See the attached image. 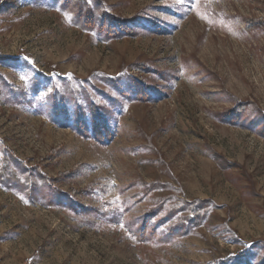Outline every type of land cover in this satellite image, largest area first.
I'll list each match as a JSON object with an SVG mask.
<instances>
[{
    "label": "rangeland",
    "instance_id": "374dc122",
    "mask_svg": "<svg viewBox=\"0 0 264 264\" xmlns=\"http://www.w3.org/2000/svg\"><path fill=\"white\" fill-rule=\"evenodd\" d=\"M224 262L264 264V0H0V264Z\"/></svg>",
    "mask_w": 264,
    "mask_h": 264
},
{
    "label": "trees",
    "instance_id": "16d2710c",
    "mask_svg": "<svg viewBox=\"0 0 264 264\" xmlns=\"http://www.w3.org/2000/svg\"><path fill=\"white\" fill-rule=\"evenodd\" d=\"M92 19H89V22H92ZM104 19L101 20V28H103L104 26ZM103 23V24H102ZM90 24V23H89ZM91 25V24H90ZM126 25H123L122 23L118 22L116 19L111 20V23L106 25L105 28V33L109 34L110 37H113L114 35H119L121 32L125 33L128 32V30L125 27ZM132 85V84H131ZM132 88L134 89V94L136 96H145L147 94L146 91L143 90L142 86L136 83H133ZM240 110V109H238ZM238 110H236V112H238ZM92 131L94 136L96 137V139L99 141H104L110 138V129L108 128V126L105 125V123L103 121H101V119L97 116V114H92ZM79 124V128L82 131V133H86L87 132V126L85 125V123H82L81 119ZM226 262H224L225 264Z\"/></svg>",
    "mask_w": 264,
    "mask_h": 264
}]
</instances>
